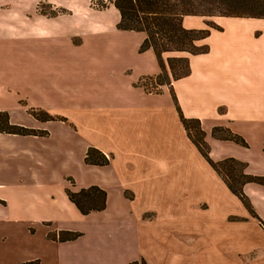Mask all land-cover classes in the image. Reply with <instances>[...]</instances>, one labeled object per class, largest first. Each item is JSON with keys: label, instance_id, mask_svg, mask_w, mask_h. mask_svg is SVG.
Here are the masks:
<instances>
[{"label": "crops", "instance_id": "crops-1", "mask_svg": "<svg viewBox=\"0 0 264 264\" xmlns=\"http://www.w3.org/2000/svg\"><path fill=\"white\" fill-rule=\"evenodd\" d=\"M84 2L85 12L94 16L73 21L70 7L60 0H0V112L7 113L9 123L36 131H0V264H170L169 248L194 262L232 264L234 257L250 254L253 237L264 240V182L243 185L260 220L211 167L202 170L203 177L188 179L183 167L187 175L182 181L144 182L140 187L151 188L148 197L164 202V211L153 206L138 210L135 200L142 189L119 178L123 162L84 161L89 145L104 155L111 150L114 156L117 150L85 143L79 135L78 130L86 134L81 123H88L92 107L98 110L96 123L135 124L123 130L127 133L137 129L138 111L166 114L175 108L167 85L156 93L137 84L160 70L151 48L139 51L145 34L118 29L119 13L112 4L97 10ZM204 19L187 15L182 24L203 28ZM212 21L219 28L202 40L208 51L189 54V73L171 82L175 99L185 117L199 120L213 158L234 157L245 162L246 173L264 179V17ZM80 107L87 109L85 119L77 115ZM33 110L49 118L36 117ZM143 119L142 132L150 123ZM215 126L258 141L259 173L250 169V159L232 152L240 144L212 135ZM247 128L253 131L249 135ZM131 135L117 143L121 152L138 149L140 133ZM69 163L79 177L74 178ZM92 167L111 172L108 182L96 185L106 192L105 207L83 214L66 190L93 185L87 177ZM62 232L79 235L61 240Z\"/></svg>", "mask_w": 264, "mask_h": 264}, {"label": "rangeland", "instance_id": "rangeland-1", "mask_svg": "<svg viewBox=\"0 0 264 264\" xmlns=\"http://www.w3.org/2000/svg\"><path fill=\"white\" fill-rule=\"evenodd\" d=\"M60 1L61 4L64 3L63 5L70 7L72 14H74V17L70 19H72L73 21L74 20L86 21L89 20L92 16H94V14L92 13L85 12L86 4L84 0H60ZM110 5L111 3L108 4L107 7H109ZM65 6H63V9ZM92 8L96 9L95 7ZM213 8H214L213 13H215L214 15L203 16L205 18L204 20H207L205 22L206 24L205 27H207L208 23H212L213 22L212 20H214L215 17L224 16V14L225 16H244V17H250L251 14H259V13H261V15H264V0H218V2L214 5ZM97 10H101V9H97ZM218 14H223V15H218ZM166 53L167 52L162 54L166 65V69L161 70L160 67V70L157 74L143 76L137 82V84L143 87L144 90H146L147 92L158 93L161 91L162 86L166 85V84L159 85L155 81V78H157L156 76H158L157 78L158 81L159 80L162 81L164 79L163 77L166 72H168V74L171 76V72L168 68L167 57L172 56L174 54L168 52L167 53L168 55L164 57ZM174 64L177 65V67L179 68L180 65L176 63ZM173 102L175 108L172 110H166L165 111L166 114L159 113V110L154 111L152 109L149 110L144 109L138 111L137 114L139 115V119L138 122L136 123L137 129L131 133H127L123 130H128L129 128L133 129L135 124L129 125L122 121H118L116 118L115 120L117 121H109V122H105L104 124H100L99 122L96 123L94 121V118H96L98 110L96 107H92V114H90V116L88 115V121H87L88 123H81L83 125H86V134L83 135L81 133V130L80 131L78 130L79 135L84 137L85 143L93 144L95 142H100L112 148L117 149L116 151H114L115 153L114 156L113 154H111L112 153L110 152L111 150H108L109 155H105L108 162L104 165H107L111 161L113 164H115V162H120V163L123 162L122 165L118 167L119 178H123L124 181L131 183L133 185H138V190L142 189L138 192V197L135 200V206L138 208V210H143V209L147 210L149 209V206H153L156 207L160 212L164 211V206H165L164 202L160 201L154 203L158 199L152 196L151 198L148 197L149 191L151 192V188L140 187L141 185L144 184V182L147 183L150 180H157L160 178L161 181H174V180L182 181L186 178L187 175L184 174L185 171L183 170V167H185L186 171H188L187 172L188 179L194 178L195 174L197 176L203 177L202 170L205 169V167L209 169L211 167L209 162L205 159V157L201 154V152L197 149V147H195L196 148L195 150L194 149L192 150L193 142L190 140L191 141L190 144V142H188L185 139V137L182 136V133L179 130V123H178V121H180V123L182 124L179 115V112L182 114V111L178 106L177 100L173 99ZM86 110L87 109H84V107L77 108V115L80 116L82 119H85ZM34 112L39 116L45 115L44 112H41L39 110ZM112 115L116 116L117 113ZM108 116L106 115V117ZM170 116H171V121L169 122ZM142 117H145L146 119H148V121H150L149 126L145 131L143 130V132L141 131ZM245 130H246V135H249L251 132H253L248 128ZM102 133L106 137H101ZM135 133H140V139H137L136 141L138 149L136 151H132V153L129 154L121 152V150L117 148V143L120 144L121 142L120 139L124 135L132 136L131 134H135ZM77 138L79 137L77 136L76 139ZM245 141L247 145L250 144V148L246 149L245 146L243 145H233L231 147L232 152L237 153V155H241V157L250 159V169L252 171H257L259 173L261 171V163H260L261 153L259 152L258 141L252 137L249 138V142L247 140ZM89 147L96 148L94 145H89ZM75 148L77 149L78 146L75 145ZM207 155L211 160L218 161L217 159L213 158V152L209 149L208 144H207ZM68 169L70 171H74L72 174L74 178L79 177L80 172L78 171V168L75 165L69 163ZM91 170L92 171L90 172V176H88L89 173H87V177L88 179H90V181L93 182V185H97V183H100V181L108 182L106 176L109 174L108 176L110 177L111 174L110 170L106 168L105 172H101L100 169L98 170V168L96 167H92ZM102 173L105 175L103 176ZM82 178L83 177L81 176V179ZM134 187L136 186H133V188ZM175 205L180 206L181 203L177 202L175 203ZM236 206L238 207V203H236V205L233 204L231 205V207H233L234 209H236ZM220 211L222 210H215V212H220ZM252 242L253 245L250 254H243V255L240 254L241 256L239 255L236 258L234 257L232 264H264V240L259 236L258 237L254 236ZM178 253L179 252H177L176 250L169 248L167 260L170 262V264H216V263H208V262L202 263L197 260L196 262H194L195 261L194 259L187 258L184 255L180 257H176ZM178 255H180V253Z\"/></svg>", "mask_w": 264, "mask_h": 264}, {"label": "trees", "instance_id": "trees-1", "mask_svg": "<svg viewBox=\"0 0 264 264\" xmlns=\"http://www.w3.org/2000/svg\"><path fill=\"white\" fill-rule=\"evenodd\" d=\"M89 2L96 9H104L111 3L119 13V20L116 24L118 29L143 32L145 37L139 51L151 48L156 55L161 70L166 69L162 54L165 52L174 54L167 57L171 76L166 72L162 81H158V76L155 78V81L159 85L166 84L169 86L174 100L175 96L171 86L172 80L189 73L188 55L207 52L208 45L203 43L202 40L210 33L212 28H219L214 22L208 23L205 28H185L182 24L183 18L187 15H214L213 7L218 0H89ZM251 16L264 17L261 13L251 14ZM174 63L180 65L179 68ZM33 115L41 119L49 118L47 115L39 116L34 111ZM179 115L189 139L248 212L260 220L252 208L248 197L243 192V185L249 181L264 182L263 177L246 173L244 171L245 162L233 157H227L218 161L211 160L207 155V143L204 141V132L201 129L199 120L185 118L180 112ZM0 131L18 134L36 133L33 129L9 123L6 112H0ZM212 135L247 146L242 136L225 127H213ZM84 161L94 165H104L108 162L106 156L101 151L92 147L87 149ZM66 193L68 198L83 214L105 207L106 192L96 185H90L77 191L67 189ZM63 233L59 236L61 240L74 239L79 235L78 232H65L66 235H62ZM21 264L35 263L25 262ZM129 264H138V261H133ZM140 264H145V262L141 261Z\"/></svg>", "mask_w": 264, "mask_h": 264}]
</instances>
